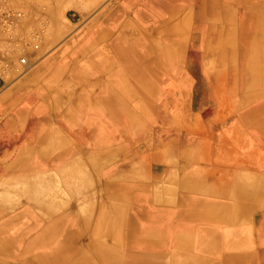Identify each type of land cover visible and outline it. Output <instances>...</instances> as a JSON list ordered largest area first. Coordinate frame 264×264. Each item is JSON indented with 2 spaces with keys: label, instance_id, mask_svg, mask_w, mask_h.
I'll list each match as a JSON object with an SVG mask.
<instances>
[{
  "label": "bare ground",
  "instance_id": "6f19581e",
  "mask_svg": "<svg viewBox=\"0 0 264 264\" xmlns=\"http://www.w3.org/2000/svg\"><path fill=\"white\" fill-rule=\"evenodd\" d=\"M49 1L53 9L43 12L35 7L38 15L26 11L19 27L20 32L29 28L38 31L49 19L53 23L52 34L46 39L45 48L64 33L59 19L65 4L79 3L87 9L96 6L95 0ZM211 4V9H201L202 22L185 32L178 29L174 18L154 22L148 14L150 10L143 9L131 14L134 1L123 0L122 14L98 30L91 28L90 43L102 39L100 48L92 47L95 41L80 47L92 67H114L110 82L113 93L104 87L97 101L83 94L75 100V107L58 118L53 109L57 99L64 96L57 92L50 96L47 89L44 91L47 113L59 119H55L57 125L70 131L81 142L80 146L95 145L103 138L130 131L134 126L132 111L145 109L144 114L150 119L161 112L159 99L163 86L167 87L165 78L170 71L181 74L179 64L186 53L185 44L190 48L207 46L213 38H217L220 51L227 44L228 55L235 64L247 58L252 60L249 72L260 68L256 85L264 93V0H212ZM237 5L250 15L246 27L251 35L245 34L241 41L232 36L234 32L227 31ZM149 8L152 11L153 7ZM259 13L262 16H257ZM108 42L113 46L102 49ZM26 53L30 55L32 50L26 49ZM190 53L195 56L196 52L190 50ZM222 56L225 58L227 51ZM9 58L13 63H27L26 58L19 59L18 53L10 54ZM135 94H140L138 99ZM257 114L254 121L238 127L239 136L235 134L237 139L233 137V140L239 148L253 150L256 145H264V131H261L264 105ZM14 123L19 126L21 122L17 119ZM31 130L27 128L22 137L11 140L19 143L29 139ZM52 134H57V130L34 137V174H24L10 190L0 188V263L264 264V216L252 223L253 209L264 201V188L258 189L264 185V179L240 172L230 182L209 183L204 176H198L183 185L185 192L190 189L192 193L176 198L175 181L152 190L143 181L132 183L129 177L145 176L137 168L132 174L123 171L124 162L104 169L108 165L104 161L110 154H97L88 162L65 167L71 150L62 148L65 141ZM56 149L61 153L55 162H61L63 169L54 172L41 160ZM197 150L194 148L191 155ZM56 163L52 169L59 168ZM8 196H12L13 203L5 201ZM23 204L25 209L19 210ZM12 211L14 215L5 218Z\"/></svg>",
  "mask_w": 264,
  "mask_h": 264
},
{
  "label": "rangeland",
  "instance_id": "374dc122",
  "mask_svg": "<svg viewBox=\"0 0 264 264\" xmlns=\"http://www.w3.org/2000/svg\"><path fill=\"white\" fill-rule=\"evenodd\" d=\"M62 1L66 2V0ZM115 1L116 0H104L102 5H100L98 8L94 7L92 9H87L84 7V5L79 3L78 5L72 7L67 4H65L64 7L61 5V18L59 20L61 21L60 24L64 33L55 43L51 44V46L47 48L45 53L37 62L31 61L29 54L26 53V49L38 52L45 48L44 45L46 39L50 37V34H52L51 28L53 23H51L49 19H47L48 23L44 22L38 31H35L36 29L29 28V30H25V33H21V37H19L20 31H12V33L14 32L12 35L13 40L8 34L9 36H7L6 44L14 45V47L12 49L10 48L11 51H2L1 54L8 58L10 54L12 55V53H18L20 56L19 59L21 60V58H26L27 63L20 62L21 65L16 69L15 77L9 81L7 86L0 88V182L4 180L1 176L3 168L4 176H8L12 181L8 185H5L3 189L10 190L13 188L15 181L17 179H23L24 174H34V146L36 143V141H34V137L38 136L39 133L48 134V132L51 130L56 129L57 134H52L51 136L56 135L61 137L58 139L65 141V143H62V148L68 149V151L71 150V153L66 159L67 163H64L65 167L73 164L77 166L78 162H88L91 159L96 158L97 154H110V158L104 161L108 163L104 169L112 164L114 166L117 163L120 164V162H124L123 171L128 172L129 164H127V161L135 160L136 165L141 168H138L140 171H142L141 175L144 177L147 173L151 178L150 184H153V186L156 188H159L164 183H166L167 180L173 175L182 177L188 172L192 171V165L183 166L181 163H179L182 152H188L195 146L201 150H204V152L209 150L216 153H219V151L223 148V140H221V134L224 128L223 126L235 122L240 117V112L232 114L226 120L224 119V116L222 118H217V111L213 108L214 106L212 105L213 107L208 108L209 104L206 102V100L208 98L209 87L208 83L204 81L201 73L199 72L192 74L195 81L193 84V93L187 100L189 109L185 111V121L181 124L174 122L172 115L176 114V110L168 108L166 104L162 102V93L159 99L161 112L159 115H157L158 117L153 116L151 119L146 117L144 114L145 109L143 111H132V116L135 117L134 121L136 122V124L134 123L132 130L125 131L118 136H111L108 139L103 138L95 145L83 144V146H80L81 142L72 136L70 131H67V129L62 127L60 124V126L57 125L56 120H60L56 118V120L53 119L49 114V111L47 113L46 108L48 107L44 99V95H46L44 91L47 89H49L50 96H53V93L56 92V90H61L63 86L66 88H71V86L72 88H76L80 86L85 87L88 85L90 86L88 90L90 96L97 95H94L93 92H102L104 87L113 93L110 82L114 72V67L105 69L92 67L87 59L88 57L80 52V47H82L85 43L90 42L89 39L92 36L91 28L95 27L98 12L106 10ZM122 1L123 0H120L119 5H121L122 10L124 11ZM25 2H31V5L24 6ZM2 4L11 11L24 14V17L20 21V25L25 20L27 12H30L33 15L36 13L35 7L40 8L43 12L53 9V5L49 0H0V5ZM25 7H29V9L24 10ZM238 7V5L235 6V8ZM220 9L221 8H219V10ZM244 10L246 11V9ZM130 13L135 15L136 9L133 8ZM164 17H167V15H164ZM249 17L250 15L248 14L247 19ZM115 18H113L110 22H112ZM235 20L236 17L234 16L233 19L227 24V31L234 32L233 24ZM200 21L202 22V20L199 19L198 23H200ZM110 22L103 25H108ZM98 29L96 28V30ZM215 29L218 30L217 27ZM42 30L44 34H41L42 38L38 42L31 41L29 44L26 43L29 37H33L34 34L42 32ZM94 30L95 28H93V31ZM247 31L251 32L249 29H247ZM23 37L28 38L24 40ZM237 38L239 41L243 39L242 37ZM212 43L217 44V38H213L207 46L198 45L196 48H190L188 43H186L184 46L186 48V53L179 64V67L181 68V74L185 71L186 67L190 64H193V61L196 59V55L192 56L190 50H195V54H197L199 49H211L213 47L211 46ZM35 44H38L39 47H36ZM15 46L17 47L15 48ZM112 46L113 43L108 42L101 48L106 49ZM98 49L99 48H97V50ZM90 50L92 52L95 49ZM226 51H228L227 47L223 50V53ZM50 59L53 61V63L51 64L52 66L49 72H63L66 75L65 78H59L55 80L53 79L50 81L51 78L48 76L50 73L46 72L47 68L43 67L44 63ZM186 63L187 65L185 66ZM99 70H106L111 74H109V78L107 80L109 84L96 81L98 80L96 75ZM84 71H88V73L86 72L87 77L82 79L75 77L78 72L80 73ZM175 74L178 73L170 71L168 75L176 76ZM35 75L40 76H36L34 78ZM168 75L165 78L167 85L172 84V80ZM173 86L182 87L181 83H179V85L176 84ZM39 89H43V91H39V94H35L36 99H33L26 93L22 94L24 91L36 92ZM59 93L65 96L64 92ZM139 96L140 94H135L137 99ZM72 97L73 96L67 98L69 103L67 102L66 105L71 103ZM167 97L168 101L171 102L177 101V99L181 98V95L179 92L173 91L171 94H167ZM68 111L69 110H66L65 108H58L56 110L53 109L54 115L56 113L58 118H63L68 113ZM160 114L165 117L166 115L170 114L171 116H169V120L166 122L159 118L161 117ZM222 114L223 113L221 112V115ZM17 119L19 122H21L19 126H16L14 123V121ZM30 121L34 123L36 122L37 125L34 124L33 126ZM27 128L32 129V134L29 139L22 140L19 143H15V140L13 141V139L11 140V138L15 136L22 137L25 134ZM122 128L123 127H121V129ZM60 132L62 134H60ZM63 132H65V135H63ZM231 133V136L237 139L236 135L239 136V129L236 128ZM232 144L237 146L238 151L236 154L241 157H249L248 152L254 150L243 149L242 147L239 148L237 142L234 141L233 138ZM115 148L119 149L120 152L116 151ZM60 153L61 151L57 149L52 152H48L46 153L47 156H44L41 162H43L46 168L50 169V171H59L60 169H63L60 168L61 162L56 163L55 160H58ZM54 163H56L59 168L52 169V165ZM224 181L227 182V178L223 176L221 180H217L219 183H223ZM176 186L177 190L175 194L177 195L181 185L176 182ZM62 193H65V191ZM185 193H192V191L189 189ZM211 196L216 197L218 195L211 194ZM24 205L25 204L21 205V210L25 209L26 206ZM260 205L258 208L253 209L252 211L253 224H256L257 218L264 216V201ZM13 215V211L7 212L5 218L11 217ZM255 239L256 242H259L258 236L256 234ZM255 246L258 250L261 249L259 243H256ZM0 264H17V262L10 261Z\"/></svg>",
  "mask_w": 264,
  "mask_h": 264
},
{
  "label": "crops",
  "instance_id": "0c3cea01",
  "mask_svg": "<svg viewBox=\"0 0 264 264\" xmlns=\"http://www.w3.org/2000/svg\"><path fill=\"white\" fill-rule=\"evenodd\" d=\"M135 3V9H143L149 11L148 14H150V17H152L154 22H166L167 20H170L171 18H174L175 21L178 24V29H184L185 32L189 31L190 29H193L192 27L198 23L199 20V13L201 14V9H211V1L212 0H133ZM215 1V0H213ZM222 1V0H220ZM96 6L99 7L104 3V0H95ZM31 3V2H30ZM28 2H25L24 6H30L31 4ZM120 0H116L112 5H110L106 10H103L102 12L99 11L98 15L96 17L95 27L100 28L102 24L110 22L113 18L117 17V15L122 14V8L121 5H119ZM72 4H69L71 7ZM153 7L152 11L149 7ZM155 7V8H154ZM29 7H25L24 10H28ZM259 11V9H258ZM151 12V13H150ZM264 13V11H263ZM234 16L236 17V20L233 24V31H234V37H243L245 34L251 35V32L247 31L248 27H246V20L248 17L247 11L240 8H234L233 11ZM36 15H38L36 13ZM163 15H167V17H162ZM262 16L261 13L257 16ZM108 16V17H106ZM167 18V19H166ZM29 30V29H25ZM25 30L23 32H20L19 37H21V33H25ZM95 41V42H94ZM94 42L93 44H91ZM90 44L93 45L92 47L100 48L99 45L102 43V39H97L92 41ZM211 46L214 48H211L210 50L207 49H199L197 51V54H195V60L193 61V64H190L186 67L185 71L182 74H175L174 75H168L171 80L172 84H168L167 87L163 86L162 89V102L166 104L168 108H171L173 110H176V114L172 115L174 122L177 123H183L185 121V111L189 109L188 107V99L190 98L191 94L193 93V84L195 83L194 77L192 74L201 73L203 79L205 82L208 83V98L206 102H208L210 107H213L216 112L217 118H222L224 116V119H228L232 114L236 112H240V117L231 124H226L228 126H223L222 134H221V140H223L222 149L217 152L209 151L199 149L197 146L193 147L188 152H182L181 153V160L179 163H181L183 166L192 165L193 169L191 172H188L184 176L180 177L178 175H173L170 179L167 180L166 183H164L162 186H166L168 182L170 181H176L181 185V188L177 194L178 198L179 196H183L185 194V188L184 183L194 177L198 176H204L209 183H213L214 181L221 180L222 176L227 178V181H232L236 177L239 176L240 172H244L246 174H252V177H255L257 179H264V145L259 144L256 145L254 148V151L248 152L249 157H241L237 155V146H234L232 144V131L236 128H238L241 125H246L248 123H251L254 121L257 117V110L262 107L264 102V93H261L259 89H257V77L259 73L261 72L259 69H254L253 73L249 72V69L252 65V60L250 59L248 61L247 58L244 60H240L238 63H234L231 56L228 55L225 58H221L222 52L225 49V47L228 48L227 44L225 43L222 47L223 50L220 51V48L218 46V43H212ZM47 48H44L41 51H32L30 53L29 57L32 62H37L42 55L45 53ZM1 51V50H0ZM1 54V52H0ZM2 55V54H1ZM3 56V55H2ZM4 57V58H3ZM2 59H0V88L5 87L9 84V81L15 77L16 69L20 66V62L17 61H11L10 56L5 57L3 56ZM20 61V60H19ZM257 62V61H256ZM53 61L50 59L44 63V68H47L46 72L50 73L51 64ZM255 63H253L254 65ZM260 64V63H258ZM257 64V65H258ZM264 64V62H263ZM187 63L185 64V66ZM88 71L84 72H78V74L75 76L76 78H85L87 77ZM109 72L106 70H99L97 73V77L100 83H108V76ZM111 75V74H110ZM36 76L40 75H35ZM48 76L49 78H65L66 75L63 72H55L50 73ZM54 79V80H55ZM51 79L50 81H52ZM181 83L182 87H177L173 85H179ZM90 86L86 85L76 87V88H66L62 87L60 90H56L57 93L64 92L65 96L64 98H58L57 104L55 106V110L58 108H65L66 110H70L71 107L74 106L75 100L82 96L83 94H89ZM39 91H43V89H39L36 92H30V91H24L22 94L26 93L30 95L33 99H36L35 94H39ZM173 91L179 92L181 95V98L177 99V101H168L167 94H171ZM95 96H93L94 100L97 101V96L100 95L96 92H93ZM60 95V93H59ZM70 96H73L71 98V103L66 105L68 102V99ZM24 97V96H23ZM22 97V98H23ZM24 99V98H23ZM38 101V100H37ZM24 102V100H23ZM69 103V102H68ZM213 105V106H212ZM75 107V106H74ZM107 109L103 107V110ZM105 111V110H104ZM221 112L223 113L221 115ZM163 121L169 120L170 115L162 116L160 114ZM147 117V116H146ZM158 117V116H157ZM153 118V117H151ZM135 117L132 116V122L133 124L136 122L134 121ZM229 123V122H227ZM263 129L261 131H264V121L262 122ZM57 130V129H56ZM65 135V132H63ZM60 134H62L60 132ZM194 148L198 149L193 155H191V151L194 150ZM215 153V154H214ZM134 163H133V162ZM129 162V173L132 174L133 169L139 168L136 165V161L132 160ZM135 164V165H134ZM6 167V166H5ZM4 170V168H3ZM3 170L1 173L2 179H4L2 182H0V188L2 189L5 185H8L12 181L9 179L8 176H4ZM123 172V171H122ZM121 172V174H122ZM120 174V176H121ZM129 175L123 176V178H128ZM203 177V178H204ZM130 181L132 183H135L138 181H143L144 183L150 185L152 190L160 189L153 186V184H150V176L146 173L145 178H132L129 177ZM10 180V181H9ZM198 180V179H195ZM264 188V185H259L258 189ZM19 194V193H18ZM181 198V197H180ZM175 199V196L173 195L172 200ZM6 202H13L12 196H8L7 199H5ZM20 208V207H19ZM21 209V208H20ZM19 209V210H20Z\"/></svg>",
  "mask_w": 264,
  "mask_h": 264
},
{
  "label": "built area",
  "instance_id": "2783aa9c",
  "mask_svg": "<svg viewBox=\"0 0 264 264\" xmlns=\"http://www.w3.org/2000/svg\"><path fill=\"white\" fill-rule=\"evenodd\" d=\"M24 17V14L22 13H18L15 11H11L9 10L5 5H0V52H7L10 50V48L12 49L14 47V45H7L6 44V40H7V36L10 35L11 39L13 40V33L15 31H19V27H20V21L22 20V18ZM46 29V28H45ZM44 29V30H45ZM12 31H14L12 33ZM42 32H38L36 34H34L33 37H26L24 38V40L27 41L26 43L29 44L31 41L33 42H38L42 37L41 34ZM9 34V35H8ZM36 47H39L38 44H35ZM17 46H15L16 48ZM11 51V50H10ZM25 63V62H22Z\"/></svg>",
  "mask_w": 264,
  "mask_h": 264
}]
</instances>
